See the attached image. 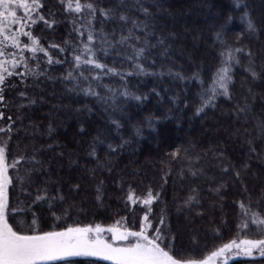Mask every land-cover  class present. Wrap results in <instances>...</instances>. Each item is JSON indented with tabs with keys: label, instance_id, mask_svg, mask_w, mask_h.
Returning a JSON list of instances; mask_svg holds the SVG:
<instances>
[{
	"label": "trees",
	"instance_id": "trees-1",
	"mask_svg": "<svg viewBox=\"0 0 264 264\" xmlns=\"http://www.w3.org/2000/svg\"><path fill=\"white\" fill-rule=\"evenodd\" d=\"M87 2L97 9V31L102 25L116 45H104L107 54L98 51L99 62L119 74L97 81L101 70L86 67L81 70L89 79L79 87L64 80L74 70L77 14L65 12L58 0H44L40 11L47 17L50 6L58 23L49 29L38 22L31 31L46 48L65 47L63 53L50 49L62 62L28 80L26 91L36 104L6 110L13 119L22 116L10 140L0 133L7 156L20 153L24 162L35 157L34 195L48 190L47 201L28 198L29 224L41 231L96 225L140 231L148 207L128 196L151 191L158 198L144 221L151 224L147 235L158 228L161 246L177 258H205L237 239L241 202L264 215V0H81ZM109 9L106 18L101 10ZM129 33L138 39L117 43ZM134 47L144 48L137 62L149 74H135L127 59ZM228 52L231 61L222 55ZM222 67L230 68L229 95L217 88L213 97L209 90ZM89 84L104 99L80 90ZM125 90L141 100L122 96ZM14 92H6L13 102ZM42 264L115 262L81 256ZM227 264H264V257L254 253Z\"/></svg>",
	"mask_w": 264,
	"mask_h": 264
},
{
	"label": "snow or ice",
	"instance_id": "snow-or-ice-1",
	"mask_svg": "<svg viewBox=\"0 0 264 264\" xmlns=\"http://www.w3.org/2000/svg\"><path fill=\"white\" fill-rule=\"evenodd\" d=\"M58 3L64 6L65 12L77 14L73 20V30L77 33V39L79 40V44L72 49L74 53L72 57L74 70L69 71L63 79L72 81L75 87H79L80 81L89 79L81 70L86 67L101 70L99 74L93 77L97 81L101 80L102 75L109 73L118 75L119 73L115 69L108 68L107 65L99 62L97 52L107 54V49L103 46L115 47L116 45L111 43L109 35L103 31L102 25L100 31H97L94 25L97 9L94 4L91 2L82 4L81 0H58ZM44 7V0H0V121L5 122L0 124V133L5 134L7 140L11 139L10 134L16 131L13 125L18 120H22V116L17 114L16 118L13 119L12 115H6V110H10L12 107L19 110L36 104V100L29 96L26 91L29 87L28 80L31 79L35 82L40 77L47 75V66L62 62L60 59H54L50 49L63 53L65 47L60 44L49 43L46 48L41 44L40 38L34 36L31 31L38 22H42L49 29L58 23L55 12L51 11L50 6L47 17L40 11ZM20 10H22V14H18ZM85 12L87 15H80ZM101 14L107 18L111 15V10H101ZM120 19L127 21L129 18L122 15ZM77 24H79V27H76ZM133 26L139 27L135 22H133ZM248 27L254 31V25L251 21H249ZM13 29L15 30L13 31ZM21 37H27V42L22 41ZM131 39H138V37H134L132 33H129L128 36L121 35L117 43L126 44ZM65 44H68V42L65 41ZM9 47L19 51L8 52ZM26 51L30 52L31 56H25L24 52ZM235 51L239 52L242 49H236ZM133 52L134 54L127 57V59L134 62L135 74H149L144 65L137 62L139 58L144 56V48L134 47ZM38 54H42V57ZM222 55H227L229 61L234 59L231 52L222 53ZM18 69L22 70L18 71ZM229 72V67H222L218 70L209 90L213 97L217 88L223 90L222 95H229L228 83L231 80ZM132 74L133 72L127 73V75ZM13 77L18 78V81H13ZM21 85L23 86L22 89L14 92ZM80 90L85 95L104 99L100 97V94L91 84ZM108 91L112 92L113 90L108 89ZM6 92H14L18 100L15 102L9 100ZM121 95L138 101L141 100L140 96H135L127 90L121 92ZM208 103H211V101L205 102L204 106H207ZM199 111H203V106L198 109ZM261 127L264 128V124H261ZM49 131H52L51 127ZM5 136H0V264H42L46 261L81 256L101 257L112 260L115 264H218V262L219 264H227L230 257L226 254H231L234 250L235 255L252 257L255 252L258 256L264 257V238H261L255 240L241 239L239 242L233 239L202 259L177 258L176 255L172 254L170 248L161 246L163 235L158 228L155 229L156 235L153 237L150 238L147 235L148 229L151 228L150 223H145L140 231L135 232L120 231L117 226L104 229L100 225H96L95 227H70L65 231L46 232L40 235L21 234L8 223V186L13 181L8 174L10 165L7 158L8 143ZM21 159H24V157H21ZM32 159L35 163H39L35 160V157H32ZM18 163H20V160H14L11 167L15 168ZM223 171L227 172L228 169L225 168ZM236 176L239 177V173H236ZM47 191V188L38 189L34 200L36 202L47 201L49 199ZM59 198L62 199L63 197ZM157 198L158 196H154L151 191L143 198L134 197V193H130L128 196L129 201L133 203L140 202L148 207V212L143 217L145 222L149 218L150 206ZM261 198L264 199V191L261 193ZM240 207L247 218L242 220L238 228L248 229L251 224L264 234V215L259 212H252L243 202L240 203ZM159 223L164 224L163 217H161ZM104 231L114 233L119 240H127L130 236L135 237L136 240L125 247H114L101 238V233Z\"/></svg>",
	"mask_w": 264,
	"mask_h": 264
},
{
	"label": "rangeland",
	"instance_id": "rangeland-1",
	"mask_svg": "<svg viewBox=\"0 0 264 264\" xmlns=\"http://www.w3.org/2000/svg\"><path fill=\"white\" fill-rule=\"evenodd\" d=\"M18 14H22V10ZM15 29H13L14 31ZM27 30V29H26ZM22 41L27 42V37H21ZM8 52H18V49L9 47L7 49ZM27 54L31 55L30 52H24V55ZM8 174L12 177V184L8 186V223L13 227L14 230L19 231L21 234L24 235H40L46 232H61L64 230H49V231H41L35 229L33 226L29 224L28 216H29V208L25 206L27 203V200L30 196L35 197L34 192L36 191L35 186L37 185V180L35 177V173L38 171L36 164L34 161H30L29 159L26 160L28 162H24L21 159V154L15 153L14 155H8ZM14 160H20V163L16 165L15 168L11 167V164ZM34 199V198H33ZM252 211V210H251ZM257 212V211H252ZM247 217L244 216V213L241 216L240 223L242 220L246 219ZM144 225L145 222L143 221ZM119 227L120 231H124L126 229H123L121 226L116 225ZM112 227V226H110ZM252 228L251 231H249V228ZM250 227L248 229H240L239 228V234L237 237V242H239L241 239H261L264 238V234L261 233V231L255 229L256 227L254 225L250 224ZM104 229H107L109 227H102ZM255 229V230H253ZM129 231V230H128ZM101 238L104 239L106 242L111 243L114 247H125L135 242V237H128L127 240H119L116 238L114 233H110L107 231H104L101 233ZM235 250L231 254H226L231 260L233 258L242 256L243 255H235ZM255 253V252H254ZM227 261V262H228ZM51 261H46L42 263H48ZM219 264V262H218Z\"/></svg>",
	"mask_w": 264,
	"mask_h": 264
}]
</instances>
